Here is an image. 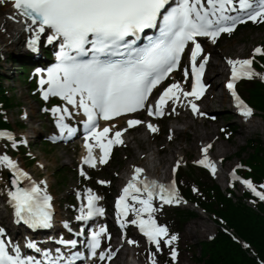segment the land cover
<instances>
[{"label":"snow or ice","instance_id":"obj_1","mask_svg":"<svg viewBox=\"0 0 264 264\" xmlns=\"http://www.w3.org/2000/svg\"><path fill=\"white\" fill-rule=\"evenodd\" d=\"M2 2L4 0H0V3ZM12 2L16 11L24 18L28 29L32 30L35 26L36 36L28 42L29 47L35 46L39 34L42 33L46 34L49 44L59 42L58 63L47 70L46 79L41 78L39 81L42 95L45 100L50 96H58L66 102L64 107L52 109L57 115L56 122L61 133L66 131L71 136L76 131L65 123L66 117L73 115L67 105L82 110L86 117L83 123L87 130L85 136L87 155L82 158V163L92 168L96 167L94 147L101 151L99 163L106 164L111 146L122 143L121 136L123 131L127 130L116 131L112 138H108L112 128L98 129L96 123L98 116L108 121L113 117L134 113L144 108L152 90L179 67L181 56L189 43L192 44L189 56L190 69L186 67L183 71L185 81L191 73V90H185L179 81L174 82L164 89L154 107L151 105L147 107V112L149 116H161L169 101L176 103L185 99L194 114L204 115L193 99H201L206 91L207 86L203 82V77L209 57L204 54V49L197 38L208 37L215 43L221 33L233 32L239 23L249 20L254 23L264 22V0H12ZM237 10L242 15L229 14ZM151 29H156L157 34L147 37L148 43L145 46H138L137 42L142 38V34ZM256 55L264 56V47H256L252 58L227 61L231 66L227 88L245 117H251L253 111L237 95L235 82L260 75L252 67ZM190 97L193 99H188ZM141 123L143 122L140 120L131 119L128 126L134 127ZM147 126L153 132L158 130L151 123ZM0 137L13 139L10 134L3 131H0ZM210 147L211 145H208L202 149L204 158L196 163L209 168L215 174V164L207 156ZM0 165L14 173L11 182L14 190L9 191L8 195L18 220L33 226H50L48 222L51 216L48 210L52 197L40 186L45 182L41 181L38 184L32 181L29 174L20 169L7 154L0 155ZM143 171L142 168L135 169L132 179L116 201V209L121 219V227L129 222L137 225L140 232L159 251L162 244L170 246L177 240V236L169 235L168 228L158 224L154 214L159 209L154 205V200H160V207L178 204L181 200L177 195L175 181L171 185H164L154 180L140 179ZM81 175H86L83 168ZM24 180L30 182L29 186H20ZM243 183L264 200V192L257 191L251 181L244 180ZM87 193V211L85 212V208L82 207L81 214L76 217L77 220H89L104 214V209L96 204L101 197L92 193L91 189H88ZM129 199L132 203H129ZM129 212L135 214V219L127 220ZM106 232L107 228L102 226L98 231L91 233V242L88 245L91 256L97 255L101 236ZM3 233L4 229L0 228V236ZM62 242L72 246L76 244L75 240ZM128 242L136 243L131 240ZM28 246L35 247L34 244ZM13 251L15 255L10 254L6 240L0 238V264H41V261L33 257H22L19 247ZM114 254L111 249L101 251L99 259L111 260ZM44 255L49 264H61L64 260L62 256L53 260L49 253ZM171 256L173 260L177 257L174 248L171 250ZM76 258L82 257L79 253L73 254L72 259ZM151 260L152 264H155V254H151Z\"/></svg>","mask_w":264,"mask_h":264},{"label":"rangeland","instance_id":"obj_2","mask_svg":"<svg viewBox=\"0 0 264 264\" xmlns=\"http://www.w3.org/2000/svg\"><path fill=\"white\" fill-rule=\"evenodd\" d=\"M7 4L9 5L8 0L0 3V11ZM248 24V27L240 25L236 31L224 34L217 43L205 41L206 53L210 54L207 79L212 89L200 101L201 108H206L203 111L205 113L204 115L193 114L188 105L183 106L181 109L171 105L169 107L171 116L157 120L158 130L155 134H151L146 127L150 116L144 115L139 117L133 115L130 118L140 120L143 123L134 128L125 140L121 139L123 141L122 143L114 144V152L111 155L109 164L101 168L88 167L82 163L84 144L81 143L80 137L70 143H64L61 140L54 141L55 138L53 136L54 134H58V130L56 128L57 115L52 112V109L54 107H64L66 106V102L58 96H53L52 99L61 101L60 105L46 108L45 102L40 104L37 101L38 94L34 93L33 86L28 83L27 75L22 71V64L25 60L32 63L36 60L35 58L43 59V55L36 57L33 54V50L29 49L28 42L33 39L31 37L33 33H25L22 38H20L21 33H19L16 36L18 40L15 41L9 35H5L0 40V70L7 75L4 84L7 87L9 96L12 98L13 107L3 110L2 113L5 118L12 122L13 129L10 131L13 132L15 138L11 141L0 138V155L7 154L17 163L20 169L29 174L32 181H36L39 184L41 181L45 182L41 185L54 198L55 215L56 218L57 215L60 218L56 220V224L58 225H61L60 220L67 221L72 227L75 225L74 223L77 221L76 217L80 215L78 214L80 209V203L78 201V196L80 195L78 194L82 196L88 195V189H91L92 192H99L103 205L112 211V213L106 215V220L109 223L112 221L115 224L111 228V233L114 235V232L117 231L118 234L117 239L115 235L112 240L109 238L110 235L104 237L106 245L112 252L115 250L114 240L122 242L123 238H120V236L126 234L124 241L129 243L128 241L130 240H137L136 235L140 232L139 227L130 222L124 228L118 226L120 219L116 214L115 206L117 199L122 194L123 188L126 186L125 182L123 184L119 182L118 177L120 174L125 173V170L130 168V166L136 167V165L140 166L141 163H145L146 158H152L154 151H157L159 148L166 147L164 151L160 152V156L162 157L168 154L170 147L176 146L178 148H184L186 154L169 158L166 164L169 170L168 178L172 183L173 178L179 176L181 178L180 185L191 181L189 176L184 172L199 166V163H196V161H199V158L204 155L201 149L206 144H209V141H202L201 149L198 147H190L191 142L186 139V136L187 134L193 135L194 131L191 128H186L187 125L182 120L184 117L192 121L193 119L191 118L195 116L198 121H193L200 124L201 129L202 127H206L209 131H214L215 139H210L214 146V152L218 144H224L227 148L226 157L224 158L225 167L223 168L225 173L222 175L224 177L218 179L217 176H214L215 174L213 176L225 192L230 187H233L236 194L242 196L244 191L251 189L239 183L238 178L234 176L240 167V159L236 155V151L247 139H264V119L260 116L259 112L256 113V116L252 117L237 115V110L225 89L229 71L226 68V72L221 78V85L216 88L213 86L214 80L212 79V82L209 80V76L214 73L213 70L209 71V67H212L213 63L215 65L219 59L224 62L225 60L235 59L236 57L239 59L252 58L253 51L256 47H264V24L262 22L254 23L252 21ZM43 38L42 46L45 44L46 36L42 35L41 40ZM253 69L260 74L254 76L253 79L260 78L264 80L262 78L264 73L256 70L255 63H253ZM39 81L40 79L37 77L36 84L38 85V90L41 89ZM239 91L246 99L248 98L245 90L241 86H239ZM216 94L219 97H216ZM218 99H220V102ZM81 120L82 117L77 118L74 114L65 119L67 124L71 126H77ZM249 120H252L254 125L247 127L246 133L241 134L239 131ZM122 128H127L126 119H123L122 123L116 129L122 131ZM202 130L204 131L205 128ZM173 135L178 138L172 143L170 141H172ZM138 136H141V139ZM14 143L15 147H13ZM21 144H25V147H21ZM24 150L26 151L25 153L23 152ZM207 154L211 156L213 155V151H209ZM213 159L220 165L221 160L219 157L215 156ZM159 162L158 160L156 161V163ZM176 164L179 165L180 170L175 175L173 168ZM0 167L4 172L2 174L0 171V211L11 217L10 222L0 220V228H3L4 232L8 234V237L12 238V234L16 232L13 227L16 225L18 229V226L16 220L13 223L11 221L14 219L13 206L9 202L10 197L8 192L11 191V187L9 186L6 172L13 173V171L4 165H0ZM82 168L86 175H81ZM89 172L94 177L86 178ZM161 172L163 173L162 178H166V168H163ZM99 181L107 182V185H103L107 189H102L100 186L95 187L101 184ZM21 183H24V181ZM103 190H106V194ZM129 201L132 203L131 199ZM160 204L161 202L154 200V205L159 209L154 215L158 224L166 226L167 228L169 227L167 211L174 207L195 209L198 211L199 217L191 220L177 233L172 232L168 228L169 235H176L177 240L170 246L162 244L159 251H157L154 244L150 243L142 235L138 241L140 246L147 248L145 256L150 260L151 264V254H155V264H195L193 253L189 246L200 240L212 238L215 235L216 225L212 219V215H208L191 203H189L191 205L190 207L183 203L166 204L162 207H160ZM130 214L131 218L127 219L128 221L135 219V214L132 212ZM116 216L118 220L115 219ZM201 224H204V228L206 229L204 232L201 231ZM129 225H133L135 228L132 232H130ZM8 226L10 227V231L6 230ZM28 241L25 240V243ZM173 248L177 252L175 260L171 256V250ZM132 260L134 264H138L136 259L132 258ZM96 264H108V261L106 259L102 263Z\"/></svg>","mask_w":264,"mask_h":264},{"label":"trees","instance_id":"obj_3","mask_svg":"<svg viewBox=\"0 0 264 264\" xmlns=\"http://www.w3.org/2000/svg\"><path fill=\"white\" fill-rule=\"evenodd\" d=\"M256 66L264 70V56L257 57ZM30 68L31 63L25 60L22 71L35 89L37 84L36 80L30 79ZM6 76L0 70V128L12 129V122L2 113L13 107L12 98L4 84ZM241 87L245 90L248 101L264 119V81L259 78L245 80ZM236 155L243 165L241 174L259 191L264 192V187H261L264 185V139H247L236 151ZM184 173L191 181L180 185L183 196L208 215H212L216 225L214 237L190 244L195 264H260V259L264 260V200L250 191H245L242 196H238L233 188L225 192L214 177L201 167H193ZM167 215L168 228L174 233L199 217L196 210L180 207L169 209ZM229 231H233L246 244L236 240Z\"/></svg>","mask_w":264,"mask_h":264},{"label":"bare ground","instance_id":"obj_4","mask_svg":"<svg viewBox=\"0 0 264 264\" xmlns=\"http://www.w3.org/2000/svg\"><path fill=\"white\" fill-rule=\"evenodd\" d=\"M9 5L7 4L6 6L3 7V10L0 11V40L4 38L5 35H9L10 38H14L15 40H18V38L16 37L19 33H21V37L22 38L25 33H33L32 34V38L34 39L36 36L35 33V26H33L32 30H29L27 25L25 24L24 18L16 11V9L13 6V2L12 0H8ZM14 17V19H13ZM42 35L39 34V40L37 41V43L35 44L34 47H29L30 50H33L38 56L42 55V41H44V38L41 40ZM235 59H239L238 57H236ZM228 60H225L224 62H222L220 59L219 61L214 65H212V67H209V71L213 70L214 73L209 76V80L212 82V79L214 80L213 86H215L216 88H218L221 85V78L224 75V73L226 72V68L229 66ZM212 64V63H211ZM216 97L217 96L216 94ZM218 101L220 102V99H218ZM223 103V101H221ZM69 107V110L73 112L74 115L77 116V118L82 117L80 114V110L73 108L70 105H67ZM206 108H201L200 111L203 112ZM133 115H128L125 117H120V118H115L109 121H103L104 125L101 127V129H103L104 127H110L112 128V131L108 134V138H112L114 136V133L117 131V127L119 124L122 123L123 119H126V123H127V130L123 131V134L121 136L122 140H125L127 135H129L130 132L133 131L134 128H136L138 125L134 126V127H129L128 126V121L131 120ZM255 116V115H253ZM148 119H151L150 117ZM191 119L196 120V117H192ZM187 127L186 128H191L194 133L193 135H188L186 136V139L189 140L191 142L190 147L194 148V147H198L199 149L202 148V141L208 140L209 144H206V146L211 145L210 148H208V152L209 151H213V155H211V157H219V159L221 160V165L217 164L214 161L215 167L218 170L217 172H215L216 176L218 179L224 177L222 176L225 172V170L223 169L224 166V158L226 157V153H227V148L224 146V144H218V146L215 148V152H214V146L211 143L210 139H215V133L214 131H209L206 127H202L205 128V130L203 131L201 129L200 124L196 123L198 120L195 121H191L188 120L186 117H184L182 119ZM207 120V119H206ZM66 123V121H65ZM149 123L146 124V127ZM254 123L252 120H249L248 122H246L245 126H243L241 128V130L239 131L241 134H243L244 132L246 133V128L247 127H251L253 126ZM114 126V127H113ZM124 128H122L123 130ZM176 130V128H175ZM178 130V129H177ZM58 134H54L53 138H55ZM63 136V135H62ZM61 136V137H62ZM139 137V136H138ZM141 139V136L139 137ZM175 137L174 139H172V142L176 140ZM93 144L95 143L94 141H92ZM105 142H107L105 140ZM91 143V142H90ZM204 146V148L206 147ZM112 147V146H111ZM95 148V154L97 156L101 155V151L100 149H98V147H94ZM202 148V149H204ZM166 149V147H162L159 148L157 151H154V156L151 157H147L145 160V163H141L140 166L136 165V167H131L127 168L125 170V173L120 174L118 179L120 183H124L125 185L128 184V182L132 179L135 169L136 168H142L144 171L140 174V179H147L148 181H156V182H163L166 183L164 185H168L167 182L169 180L168 176H169V170L167 169L166 164L169 161L170 157H176L177 155H185L186 152L184 150V148H178L176 146L170 147L169 152L167 155L165 156H160V152L164 151ZM201 149V150H202ZM86 150H85V143H84V153H83V157L85 156ZM208 156V154H207ZM204 157V155H202L199 160ZM160 161L159 163H156V161ZM163 168H166V172H165V176L166 178H162L163 173L161 172ZM132 169V170H131ZM150 176V179H148L147 177ZM127 178V179H126ZM226 179V178H224ZM26 182V180L24 181ZM36 182V181H35ZM37 183V182H36ZM119 187V185H118ZM179 197V196H178ZM179 199L181 200L180 203L185 204L186 206H191L188 202H186L183 198L179 197ZM158 200V199H157ZM10 216L5 215L4 213H2L0 211V220L3 222H10ZM60 218H58L57 215V220H59ZM12 223L13 221H15L14 219L11 220ZM61 224L65 225L64 220H60ZM14 228V227H13ZM130 228V232H132L134 228L133 225H129ZM7 231H10V227L8 226L6 228ZM206 229L204 228V224H201V231L204 232ZM46 236H48V240L45 243H48V245H54L56 240L62 236H58L55 238V236L57 235H64L65 237H70V234H68L67 230L62 231L61 229H59V225L54 223L52 230L49 231H45ZM114 235L117 239L118 234L117 231L114 232ZM31 234L25 235V237H31ZM126 235L120 236V238H123L122 242H119L118 240H114L115 243V252L116 255L114 256V258L112 259V264H134L132 258L136 259L138 264H151L150 260L145 256L146 254V247H142L139 245V238H141L142 234L139 232L136 236H137V240H135L136 243L133 244H129L126 241H124V237ZM114 237V236H113ZM44 245V244H43ZM132 257V258H131Z\"/></svg>","mask_w":264,"mask_h":264},{"label":"water","instance_id":"obj_5","mask_svg":"<svg viewBox=\"0 0 264 264\" xmlns=\"http://www.w3.org/2000/svg\"><path fill=\"white\" fill-rule=\"evenodd\" d=\"M8 176H9V184H10L11 188L14 190V186H13V184L11 183L12 180L14 179V175H12V174H8ZM20 186H21V184H20ZM21 187H22V186H21Z\"/></svg>","mask_w":264,"mask_h":264}]
</instances>
